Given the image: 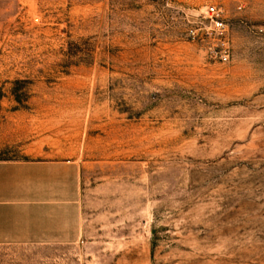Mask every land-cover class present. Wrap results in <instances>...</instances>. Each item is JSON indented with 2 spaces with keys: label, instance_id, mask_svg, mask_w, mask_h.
<instances>
[{
  "label": "rangeland",
  "instance_id": "obj_1",
  "mask_svg": "<svg viewBox=\"0 0 264 264\" xmlns=\"http://www.w3.org/2000/svg\"><path fill=\"white\" fill-rule=\"evenodd\" d=\"M2 2L0 121L72 134L80 239L0 264H264V0Z\"/></svg>",
  "mask_w": 264,
  "mask_h": 264
},
{
  "label": "crops",
  "instance_id": "obj_2",
  "mask_svg": "<svg viewBox=\"0 0 264 264\" xmlns=\"http://www.w3.org/2000/svg\"><path fill=\"white\" fill-rule=\"evenodd\" d=\"M55 136L43 138L35 110L8 112L0 121V247L71 246L80 239L73 136L66 127Z\"/></svg>",
  "mask_w": 264,
  "mask_h": 264
},
{
  "label": "built area",
  "instance_id": "obj_3",
  "mask_svg": "<svg viewBox=\"0 0 264 264\" xmlns=\"http://www.w3.org/2000/svg\"><path fill=\"white\" fill-rule=\"evenodd\" d=\"M206 18L209 21L208 28L202 32V37L210 38L213 37L217 45L209 47V56L211 58H218L221 63H226L229 57L228 40H227V27L223 23L221 18V11L214 8L208 7L206 9ZM200 30V29H198ZM264 32L263 29H259V33ZM191 36L196 37L195 30L191 31Z\"/></svg>",
  "mask_w": 264,
  "mask_h": 264
}]
</instances>
